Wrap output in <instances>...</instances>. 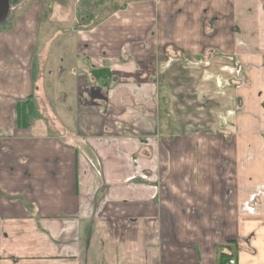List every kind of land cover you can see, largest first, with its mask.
<instances>
[{"label": "crops", "instance_id": "1", "mask_svg": "<svg viewBox=\"0 0 264 264\" xmlns=\"http://www.w3.org/2000/svg\"><path fill=\"white\" fill-rule=\"evenodd\" d=\"M8 1L0 264H264V0ZM191 55L218 125L186 137L159 79Z\"/></svg>", "mask_w": 264, "mask_h": 264}, {"label": "rangeland", "instance_id": "2", "mask_svg": "<svg viewBox=\"0 0 264 264\" xmlns=\"http://www.w3.org/2000/svg\"><path fill=\"white\" fill-rule=\"evenodd\" d=\"M47 1L48 0H46V2ZM89 8H91V7L89 6ZM92 11H89V13L91 14ZM12 14H13V12H12ZM43 14H44V18H45V20H43V25H45L47 23V18H48L47 5L44 6V13ZM78 15H79V17L81 16L80 13H78ZM12 17L13 16L11 15V13H9L7 20L4 23L0 24V30H7L8 28H11ZM46 27H48V26H46ZM40 38L43 39V41L41 42L39 40L36 55L39 54V49H42V47L45 45L44 44L45 38L44 37H40ZM49 58L51 59V61L49 60V61L45 62L46 68L42 72V76L46 79L45 87H46V90H48L47 94L49 93L47 97H50V96L53 97L55 95L56 85L55 86H52V85H54L55 82L57 83V80H59L56 77V75L58 74L57 70L60 68H57V64L55 62H53V60H54L53 51H52L51 55H49ZM66 58L68 61H66L67 64L65 66L69 67L73 63L74 60L72 61V55L67 54V53H66ZM206 58L207 57H204V59H202V60H205ZM170 59L172 61L173 60L174 61L179 60L180 62H185L184 60H180L181 55L179 53L174 54L173 56L170 55ZM186 61L191 62V64L186 63V65H184L185 67L183 70L175 69L171 73V74H174L173 77H174L175 81L177 82V85L174 86V89H173L172 84L170 86H167L166 70H163L161 72L162 74H160V77H162V75H164V77L160 78L159 81L162 80L161 81L162 84L160 85V87H163L165 95L166 94L168 95L171 93L176 95V96H173V94H172L171 103H170V105H171L170 108H171L172 114L174 115V118H171L172 123L177 124L178 127H180V129L183 126L185 128H188L190 130V133L186 134V137H188V136L195 135L192 133L197 132V129L201 126L200 124H202L204 126H208V127L210 126L209 128L211 129V127H212L213 130L216 129L215 126L218 124H215V122H214V120L216 119L215 117L210 118L209 115L207 117H205V115H202L200 113L202 110L205 111L204 109L213 110L212 105L214 103L211 100V99H213L212 98L213 93L210 92L208 89H205L203 84H199V81H202V78H201V80L199 78V74L204 72V71L201 72L198 69V63H197V62H199L198 58L196 57V55H191V58L186 60ZM51 62H53V64ZM36 65H37V62H36ZM34 74L38 75V74H40V71L35 69ZM208 74H209V71H208ZM68 77H70V76H68ZM207 77L210 78L211 76L207 75ZM56 78H57V80H56ZM70 79L71 78H68V80L66 82V85H68V86H66V87H68V90L70 89V85H69ZM183 88H185L184 92L179 93V91H181ZM49 90H51V91H49ZM201 95H204L207 98L203 97V99H202ZM161 105H162V103H161ZM161 112H162V109H161ZM162 115H163V112H162ZM162 119L163 118H161V120ZM161 120H160V123H161ZM172 129H173V127L171 126V130ZM160 141L162 142V141H166V140L161 139ZM160 152H161V154H163L165 156L166 150H161ZM164 188H165V186H164Z\"/></svg>", "mask_w": 264, "mask_h": 264}, {"label": "trees", "instance_id": "3", "mask_svg": "<svg viewBox=\"0 0 264 264\" xmlns=\"http://www.w3.org/2000/svg\"><path fill=\"white\" fill-rule=\"evenodd\" d=\"M107 76L106 71H93L92 76L97 78V74L104 73ZM35 109V102L33 100V95L26 98L23 102L17 103L15 108L16 113V126L20 129L27 128L29 125L30 119H32V112ZM34 113V112H33Z\"/></svg>", "mask_w": 264, "mask_h": 264}, {"label": "water", "instance_id": "4", "mask_svg": "<svg viewBox=\"0 0 264 264\" xmlns=\"http://www.w3.org/2000/svg\"><path fill=\"white\" fill-rule=\"evenodd\" d=\"M9 13V1L0 0V24L4 23L7 20Z\"/></svg>", "mask_w": 264, "mask_h": 264}, {"label": "built area", "instance_id": "5", "mask_svg": "<svg viewBox=\"0 0 264 264\" xmlns=\"http://www.w3.org/2000/svg\"><path fill=\"white\" fill-rule=\"evenodd\" d=\"M234 262H233V260H229V262H228V264H233Z\"/></svg>", "mask_w": 264, "mask_h": 264}]
</instances>
